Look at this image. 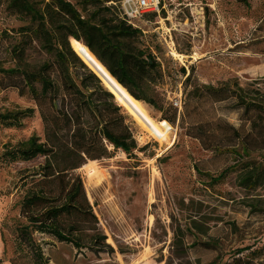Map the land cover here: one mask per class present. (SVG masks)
Returning a JSON list of instances; mask_svg holds the SVG:
<instances>
[{
  "label": "rangeland",
  "instance_id": "374dc122",
  "mask_svg": "<svg viewBox=\"0 0 264 264\" xmlns=\"http://www.w3.org/2000/svg\"><path fill=\"white\" fill-rule=\"evenodd\" d=\"M32 1L42 4V0ZM163 3L158 15L145 16L138 23L160 62L163 78L156 90L161 108L141 103L155 123L163 116L173 120H165L171 140L161 144L114 96L125 114L117 131L136 144L127 155L99 133L86 132L85 125L93 115L77 87L67 82L57 61L43 49L41 38L29 33L30 16L13 0H0V264H11V258L32 264L15 227L42 221L44 213L76 186L84 190L90 206L83 245L76 248L35 232L50 264H195L196 258L204 261L208 254L189 251L176 257L170 245L173 230L184 223L189 212V200L209 205L201 207L202 212L212 211L224 220L246 216L235 213L230 199L241 194L234 185L235 173L210 181L220 170L222 156L185 134L181 113L185 104L198 98L204 85L230 87L236 82L246 88L248 82L256 80L253 87L264 90V54L253 52L249 45L251 31L264 16V0H248V5L236 0ZM172 50L180 56L172 55ZM43 66L42 74L51 81L45 95L21 93L13 85L21 83L10 73L11 68ZM70 70L75 78L82 75L76 63ZM178 99L180 112L174 106ZM218 114L236 121V115L224 108ZM32 136L47 147L52 139L80 153L82 163L57 172L46 163L48 151L28 160L11 156L13 148ZM251 155L264 156V149ZM228 157V164L243 158ZM195 163L202 172L195 170ZM36 192L47 199L27 204L25 198ZM70 216L85 221L75 210ZM249 242L254 244L240 256L264 264V234Z\"/></svg>",
  "mask_w": 264,
  "mask_h": 264
},
{
  "label": "trees",
  "instance_id": "16d2710c",
  "mask_svg": "<svg viewBox=\"0 0 264 264\" xmlns=\"http://www.w3.org/2000/svg\"><path fill=\"white\" fill-rule=\"evenodd\" d=\"M236 1L248 5V0ZM13 3L30 16L29 33L41 38L45 52L57 61L67 82L77 87L90 109L93 119L86 123V132L89 135L99 133L115 149L129 155L135 148V141L119 133L116 128L125 115L123 108L115 102L113 93L81 60L69 42L70 38L82 42L129 95L160 110L156 90L163 78L160 62L151 45L144 40L141 28L130 23L124 15L120 0H42L41 5L32 0H13ZM146 16L154 17L156 14ZM249 45L254 47L253 52L264 54V16L251 31ZM75 63L82 69L81 76L75 75L77 78L70 70ZM44 68H11L10 73L17 75L21 83L13 85L21 93L45 95L51 81L42 74ZM74 79L78 82L75 83ZM255 81L248 82L246 88L236 82L230 87L204 85L198 98L185 104L183 110L181 108V127L185 134L198 140L204 149L222 156L220 170L217 175L210 176V181L222 180L228 172H234V185L241 194L230 199L236 207L235 213L246 216L240 220H224L212 214V211L202 212L201 207L209 208V205L189 200V212L184 223L173 230L170 243L176 257L189 251H203L208 258L204 261L196 258L195 264H255L240 256L254 244L250 240L254 241L264 234V156L253 158L251 155L264 149V90L253 87ZM220 108L234 113L236 121L231 122L226 116L218 114ZM4 118L7 116L4 115ZM162 120L173 122L166 116ZM49 143L47 147L32 136L13 148L10 154L28 160L48 151L46 163L57 172L82 163L80 153L63 148L52 139ZM229 154L243 158L228 164ZM194 168L198 173L202 172L199 164L195 163ZM45 199L43 193L36 192L27 196L25 201L30 204ZM72 210L81 214L85 221L73 220L70 216ZM88 213L90 206L84 190L76 186L61 202L44 213L42 221L18 224L15 230L19 242L30 256V262L50 264L34 237L35 232L46 233L58 241L80 248L83 245L82 236L86 235ZM9 261L11 264H21L18 258Z\"/></svg>",
  "mask_w": 264,
  "mask_h": 264
},
{
  "label": "bare ground",
  "instance_id": "6f19581e",
  "mask_svg": "<svg viewBox=\"0 0 264 264\" xmlns=\"http://www.w3.org/2000/svg\"><path fill=\"white\" fill-rule=\"evenodd\" d=\"M70 45L73 50L81 56V58L97 73L103 80L107 88L114 94L116 101L125 106L126 109L137 118L145 129L158 139L161 144L167 143L171 140L170 126L165 120L155 123L152 121L141 101L133 99L101 66L94 55L83 45L82 42L70 38ZM174 56H180L175 51H171Z\"/></svg>",
  "mask_w": 264,
  "mask_h": 264
},
{
  "label": "built area",
  "instance_id": "2783aa9c",
  "mask_svg": "<svg viewBox=\"0 0 264 264\" xmlns=\"http://www.w3.org/2000/svg\"><path fill=\"white\" fill-rule=\"evenodd\" d=\"M121 8L124 15L130 23L139 27V21H144L146 14H159L160 10L164 8L163 0H120ZM174 106L181 111V100L174 102Z\"/></svg>",
  "mask_w": 264,
  "mask_h": 264
},
{
  "label": "water",
  "instance_id": "95a60500",
  "mask_svg": "<svg viewBox=\"0 0 264 264\" xmlns=\"http://www.w3.org/2000/svg\"><path fill=\"white\" fill-rule=\"evenodd\" d=\"M95 57V56H94ZM102 66V65H101ZM103 67V66H102ZM104 68V67H103ZM105 69V68H104ZM108 73V72H107ZM131 96V95H130ZM132 97V96H131ZM133 98V97H132ZM133 99H135V98H133ZM136 100V99H135Z\"/></svg>",
  "mask_w": 264,
  "mask_h": 264
}]
</instances>
